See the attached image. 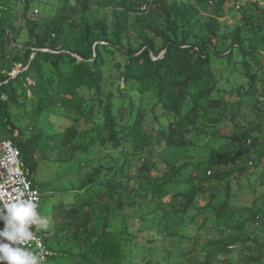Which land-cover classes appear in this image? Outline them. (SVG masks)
<instances>
[{
  "label": "trees",
  "instance_id": "16d2710c",
  "mask_svg": "<svg viewBox=\"0 0 264 264\" xmlns=\"http://www.w3.org/2000/svg\"><path fill=\"white\" fill-rule=\"evenodd\" d=\"M240 1L153 0L138 12L139 0H58L46 15L37 0H0V120L42 192V217L55 198L39 230L52 257L264 264V206L238 202L249 164L264 160V0ZM207 138L202 156H167L152 173L153 148ZM52 167L69 185L35 179Z\"/></svg>",
  "mask_w": 264,
  "mask_h": 264
},
{
  "label": "rangeland",
  "instance_id": "374dc122",
  "mask_svg": "<svg viewBox=\"0 0 264 264\" xmlns=\"http://www.w3.org/2000/svg\"><path fill=\"white\" fill-rule=\"evenodd\" d=\"M46 0H37V3L35 4V7L38 8L39 11H42L46 15L54 14L57 12L58 6L55 5V1L57 2L58 0H49V4L47 6L45 5ZM77 0H69L70 4H75ZM245 0L240 1V4H243ZM65 1H62L59 4V7L65 4ZM204 12V11H203ZM19 65L15 68V70L12 72V74H15L19 69ZM228 98L231 100L236 99V93L232 89L230 90L228 94ZM150 107V105L148 106ZM149 122L150 117L148 118ZM13 121L16 125H18L20 128L24 127V119L21 116L15 115L13 117ZM46 123L52 122L54 125L58 126L59 124L61 125H66L70 123V119L68 118H62L57 115H51L49 117H46ZM5 131H6V126L5 124L0 120V140L5 138ZM215 142L213 139H206L203 140L200 144L196 146H191L189 148H186L183 150L182 148H179L175 150L174 148H166L164 145L157 146L153 148L152 152L153 154L150 155L151 158L156 162L158 165V169L154 170L152 173L157 174L165 169L166 166V158L167 156L171 157H182L183 158L187 157L190 159L191 158H198L199 156H202L205 151L211 146L214 145ZM150 148L147 149L149 151ZM58 170L55 167L52 168H40L35 171V179L40 182L44 187L46 186V190L52 189L56 190L58 188V184L60 186H66L69 185L68 179L66 176H61L60 178H57L58 175ZM251 179V181H249ZM249 183H252L253 188H256L255 191L251 192V186ZM66 184V185H65ZM243 188L241 190V193L244 192V195H240L238 202L242 203L244 205L245 203L252 206L254 204V200L257 199L259 204L264 206V160L260 161L258 165H251L249 164L248 167V172L247 174L244 175L241 183ZM50 192V191H49ZM57 195V194H56ZM53 196H49V198L46 199L44 203H42V208H43V217L44 218H49L52 215V207H53ZM238 202H235L236 204H240ZM202 203H204V200H202ZM194 214H197V210H194ZM192 225V224H191ZM257 226H260L261 224H257ZM193 227V228H192ZM192 231L189 232V235H197L199 226L198 225H193L191 226ZM213 226L209 227V229L201 230L200 233L202 234L200 242L203 243V241L206 239V237L213 232ZM212 231V232H209ZM218 235V234H216ZM176 258L181 256V252L179 251L177 254H175ZM41 264H81L77 258L74 256H67V255H62V254H57L54 257L49 258L46 262H43ZM176 264H181L180 259L176 261Z\"/></svg>",
  "mask_w": 264,
  "mask_h": 264
},
{
  "label": "built area",
  "instance_id": "2783aa9c",
  "mask_svg": "<svg viewBox=\"0 0 264 264\" xmlns=\"http://www.w3.org/2000/svg\"><path fill=\"white\" fill-rule=\"evenodd\" d=\"M20 3L25 4L28 2H35L36 0H18ZM153 0H139L136 6V11L145 12L149 9ZM171 1V0H168ZM240 3L236 8L239 9ZM34 12L38 13L39 10L34 6ZM27 185V187H25ZM21 193V199H33L34 203L38 204L37 212H39L42 201L41 190L34 186L31 180L30 168L26 165L25 161L21 158L20 149L15 142L10 138L0 140V210L6 211L5 205L15 202V197ZM35 234V240L20 245L22 248H27L33 254L40 258L41 263L46 262L51 258L55 252L45 242V232H40L32 227Z\"/></svg>",
  "mask_w": 264,
  "mask_h": 264
},
{
  "label": "clouds",
  "instance_id": "9594fccd",
  "mask_svg": "<svg viewBox=\"0 0 264 264\" xmlns=\"http://www.w3.org/2000/svg\"><path fill=\"white\" fill-rule=\"evenodd\" d=\"M27 187V185H25ZM21 193L15 202L5 205L6 211L0 210V264H41L40 258L20 245L35 240L32 227L46 230L49 221L38 212V204L32 198L21 199Z\"/></svg>",
  "mask_w": 264,
  "mask_h": 264
},
{
  "label": "crops",
  "instance_id": "0c3cea01",
  "mask_svg": "<svg viewBox=\"0 0 264 264\" xmlns=\"http://www.w3.org/2000/svg\"><path fill=\"white\" fill-rule=\"evenodd\" d=\"M2 228H3V222L0 221V229H2Z\"/></svg>",
  "mask_w": 264,
  "mask_h": 264
}]
</instances>
